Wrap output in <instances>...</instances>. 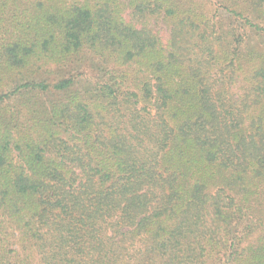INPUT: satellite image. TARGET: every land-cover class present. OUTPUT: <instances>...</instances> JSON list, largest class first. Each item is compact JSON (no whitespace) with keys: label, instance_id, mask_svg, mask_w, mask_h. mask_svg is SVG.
Masks as SVG:
<instances>
[{"label":"trees","instance_id":"trees-1","mask_svg":"<svg viewBox=\"0 0 264 264\" xmlns=\"http://www.w3.org/2000/svg\"><path fill=\"white\" fill-rule=\"evenodd\" d=\"M0 264H264V0H0Z\"/></svg>","mask_w":264,"mask_h":264},{"label":"rangeland","instance_id":"rangeland-1","mask_svg":"<svg viewBox=\"0 0 264 264\" xmlns=\"http://www.w3.org/2000/svg\"><path fill=\"white\" fill-rule=\"evenodd\" d=\"M207 6H210V4H209V3H207Z\"/></svg>","mask_w":264,"mask_h":264}]
</instances>
